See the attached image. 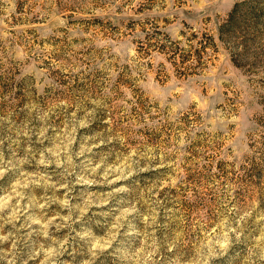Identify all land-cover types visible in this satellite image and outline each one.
Here are the masks:
<instances>
[{
  "label": "rangeland",
  "instance_id": "374dc122",
  "mask_svg": "<svg viewBox=\"0 0 264 264\" xmlns=\"http://www.w3.org/2000/svg\"><path fill=\"white\" fill-rule=\"evenodd\" d=\"M235 1L0 0V264H264V4Z\"/></svg>",
  "mask_w": 264,
  "mask_h": 264
},
{
  "label": "trees",
  "instance_id": "16d2710c",
  "mask_svg": "<svg viewBox=\"0 0 264 264\" xmlns=\"http://www.w3.org/2000/svg\"><path fill=\"white\" fill-rule=\"evenodd\" d=\"M251 1V9L253 12H255L256 9V13L255 15L258 17L260 16V10L261 6L260 3L264 4V0H250ZM245 4L244 0H236L233 4V7L230 9L229 13H228V21L231 23H233L234 21H236V19H238L237 14L240 10H242V6ZM264 12V11H263ZM227 26V22L226 23H220L218 24V37L223 40L225 38V32L228 29Z\"/></svg>",
  "mask_w": 264,
  "mask_h": 264
}]
</instances>
